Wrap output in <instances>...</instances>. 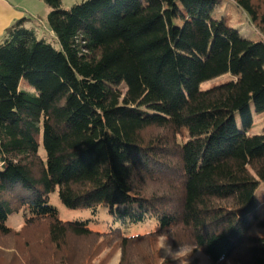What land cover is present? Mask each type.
Returning <instances> with one entry per match:
<instances>
[{
    "label": "trees",
    "instance_id": "trees-1",
    "mask_svg": "<svg viewBox=\"0 0 264 264\" xmlns=\"http://www.w3.org/2000/svg\"><path fill=\"white\" fill-rule=\"evenodd\" d=\"M42 1L52 42L30 18L0 41V235L20 212L55 246L153 224L208 264H264V132L247 131L264 113V8L226 0L254 41L217 14L223 0ZM145 180L167 183L149 194ZM55 192L90 218L62 221Z\"/></svg>",
    "mask_w": 264,
    "mask_h": 264
},
{
    "label": "rangeland",
    "instance_id": "rangeland-1",
    "mask_svg": "<svg viewBox=\"0 0 264 264\" xmlns=\"http://www.w3.org/2000/svg\"><path fill=\"white\" fill-rule=\"evenodd\" d=\"M83 1L85 0H61V3L64 9H69ZM254 1L261 6V9L264 8V0ZM217 14L228 16L231 19V26L245 37L254 41L261 39L259 33L250 26L247 18L232 2L221 1ZM39 18L45 21L44 15H39ZM34 24L38 38L52 42L50 32L43 28L46 24L38 21ZM228 80H230L228 74L220 76L202 83L200 89L207 90ZM21 88L30 90L25 83H22ZM247 131L250 136L264 132V113L253 114L252 124ZM149 134L150 136L155 135L152 131L146 133L147 136ZM40 156L44 158L42 148H40ZM142 182V186L145 185L144 189L149 194H160L167 183V181L154 183V181L146 180ZM50 204L58 210L62 221L90 218V213L87 211L67 210L60 202L57 192L50 195ZM263 216L262 211H257L254 215L256 218ZM47 224V221H35L24 225L21 212L10 215L7 225L12 233L8 236L0 235V264H208V259L201 250L189 246H174L172 234L158 232L153 224L144 226L140 232L132 233V237L137 235L138 237L129 241L109 234L104 225L95 224L91 229V234L84 237L68 235L58 246L49 242ZM252 232L264 236V229L254 228ZM161 236H166L167 239L161 241ZM227 264L235 263L228 262Z\"/></svg>",
    "mask_w": 264,
    "mask_h": 264
},
{
    "label": "crops",
    "instance_id": "crops-1",
    "mask_svg": "<svg viewBox=\"0 0 264 264\" xmlns=\"http://www.w3.org/2000/svg\"><path fill=\"white\" fill-rule=\"evenodd\" d=\"M48 13L49 8L42 0H0V41L5 30L16 21L30 18L35 23L38 21L46 24ZM39 15H44L45 21ZM43 28L46 29V26L43 25Z\"/></svg>",
    "mask_w": 264,
    "mask_h": 264
},
{
    "label": "clouds",
    "instance_id": "clouds-1",
    "mask_svg": "<svg viewBox=\"0 0 264 264\" xmlns=\"http://www.w3.org/2000/svg\"><path fill=\"white\" fill-rule=\"evenodd\" d=\"M160 239H161V241H165L167 239V237L166 236H161ZM169 248H171V245H169Z\"/></svg>",
    "mask_w": 264,
    "mask_h": 264
}]
</instances>
